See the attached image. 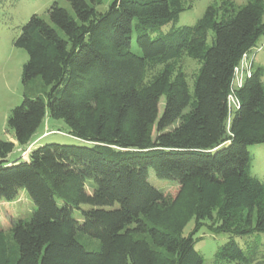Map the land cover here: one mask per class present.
Listing matches in <instances>:
<instances>
[{"label": "trees", "instance_id": "1", "mask_svg": "<svg viewBox=\"0 0 264 264\" xmlns=\"http://www.w3.org/2000/svg\"><path fill=\"white\" fill-rule=\"evenodd\" d=\"M64 1L70 8L54 2L48 20L34 14L16 39L28 52L23 82L41 76L49 90L25 95L8 125L24 150L47 115L85 144L50 142L10 162L16 145L0 139V198L26 190L37 207L9 230L0 223V264H204L195 233L207 220L230 235L215 264L264 263V243L245 252L235 239L264 233V182L248 149L264 143L263 69L235 85L264 35V0L209 5L195 24L156 37L184 0H113L105 11L102 0ZM185 55L201 64L193 92L175 67ZM151 168L178 182L175 194L150 182Z\"/></svg>", "mask_w": 264, "mask_h": 264}, {"label": "rangeland", "instance_id": "2", "mask_svg": "<svg viewBox=\"0 0 264 264\" xmlns=\"http://www.w3.org/2000/svg\"><path fill=\"white\" fill-rule=\"evenodd\" d=\"M70 8L69 4L64 0H0V139L11 140L14 136L13 130L8 125V118L12 110L20 105L25 97L43 94L49 90V86L45 84L41 76L33 78L27 84L22 80L24 64L28 60V52L15 44L16 39L20 36L22 27L34 15H40L45 19H49V8L54 2ZM113 0H102L98 5V10L105 11ZM224 0H184L185 9L181 12L180 17L175 22H170L163 26L161 30L151 31V37L164 34L174 27L183 25H193L200 19L209 5H219ZM237 5L246 4L249 0H232ZM136 29L133 28L131 33V50L140 54L141 49L136 41ZM199 61L185 55L178 60L176 68H180L186 74L190 91L194 90V77L200 67ZM262 68L264 72V35L261 36L257 45L247 54L239 65V72L235 78V85L243 80L245 73L250 70ZM162 69V66L159 68ZM264 84V73L262 77ZM233 107L235 100L231 98ZM165 105V97L161 98L159 109L162 113ZM69 127L62 119L46 116L44 124L34 135V142L25 150L15 149L10 155L8 161L12 162L18 158H28L33 148L40 145L59 142L65 144H81L68 133ZM249 152L253 156L252 172L264 182V143L251 144L248 146ZM150 182L166 195L172 196L179 187L177 181L171 179H162L156 176L154 169L149 170ZM89 190H91L89 188ZM117 206V205H116ZM36 205L30 199L26 190H21L18 197L13 201L0 198V223L6 230H9L12 223L20 219H30L36 210ZM82 208L88 209L89 205H82ZM75 218L82 220L80 210H74ZM195 218L187 224L184 234L188 235L195 227ZM205 224L195 233V248L202 254L204 264H215L216 253L229 239L227 233H214L207 224ZM236 241L241 245L243 250L247 252L248 243L259 241L264 243V233L253 234L244 237H235ZM80 240L86 244L87 248L94 250L99 243L98 239L91 238L88 235L80 236ZM221 264H237L236 262L222 261ZM264 264V263H251Z\"/></svg>", "mask_w": 264, "mask_h": 264}, {"label": "crops", "instance_id": "3", "mask_svg": "<svg viewBox=\"0 0 264 264\" xmlns=\"http://www.w3.org/2000/svg\"><path fill=\"white\" fill-rule=\"evenodd\" d=\"M10 141H13L14 143H15V145H16V147H15V149H19V150H22L23 148L20 146V145H18V142H17V140L14 138V136L11 138V140ZM9 159V156H8V158H7V160ZM24 159V158H23ZM29 159V157L28 158H25V160H28Z\"/></svg>", "mask_w": 264, "mask_h": 264}, {"label": "built area", "instance_id": "4", "mask_svg": "<svg viewBox=\"0 0 264 264\" xmlns=\"http://www.w3.org/2000/svg\"><path fill=\"white\" fill-rule=\"evenodd\" d=\"M246 56H247V55H245V57H246ZM245 57H244V58H245ZM238 72H239V67L236 68V75H237ZM250 73H251V69L248 70V71L245 73V75H247V74L250 75ZM243 79H244V78H243ZM242 82H243V80L239 81V82H238V85H241Z\"/></svg>", "mask_w": 264, "mask_h": 264}]
</instances>
